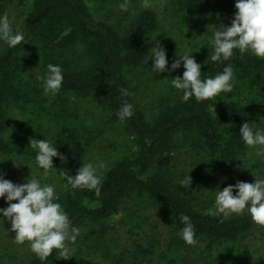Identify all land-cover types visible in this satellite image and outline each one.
I'll list each match as a JSON object with an SVG mask.
<instances>
[{"label": "trees", "instance_id": "trees-1", "mask_svg": "<svg viewBox=\"0 0 264 264\" xmlns=\"http://www.w3.org/2000/svg\"><path fill=\"white\" fill-rule=\"evenodd\" d=\"M100 1V5L122 2ZM94 2L0 0V14L9 15L12 4L19 7L18 26L11 28L25 35L13 48L0 41V157L22 158L32 168H38L30 139H47L57 147L58 156L52 159L54 169L49 171L64 185L57 202L82 233L71 242L84 248H78L77 260L71 263L178 264L182 260L181 264H264V246L257 250L261 259H254L256 252L250 249L249 239L256 228L247 212L208 215L205 210L209 207L201 203L206 188L221 171L240 173L238 167L251 150L240 138L241 125L247 122L254 131L264 129V58L234 50L226 61L205 63L212 51L207 41V54L197 62L201 64V78L214 76L231 64L232 90L208 100L182 101V91L172 87L161 98L159 112L148 118L135 99V87L128 75L149 63L152 42L160 27L159 15L150 8L133 15L136 0H129L128 10L120 12L121 19L131 18L128 26H114L96 16ZM235 2L170 0L168 9L185 19L215 15L219 20L215 29H219L221 24L230 26ZM49 63L60 65L63 74L53 98L43 93L42 82L37 79ZM170 66H166L169 70L164 75L173 78L177 69L170 70ZM150 69L153 74H161ZM120 88H126L131 95L122 96ZM68 96L99 98L114 112L112 120L119 121L131 136L117 159L103 171L99 196L93 190L73 189L66 179L68 175L75 176L85 163L94 135L86 134L75 123L60 124L54 132L45 128L52 122L53 112L45 106L69 103ZM125 100L133 105L134 114L121 121L117 112ZM59 155L65 160L61 161ZM187 175L190 185L181 186L179 181ZM148 207L168 220L169 245L163 247L160 240L146 233L152 228L135 231L136 224L129 225V231L143 236L146 242L136 238L131 246L120 247L119 243L115 246L118 250L107 244L113 243L107 237L111 222L125 216L129 224L134 219L135 223L146 222L138 211ZM180 214L190 217L196 245L186 244L179 237L183 227ZM260 230L264 236V225ZM60 257V250L53 249L43 261L31 253L21 264H56Z\"/></svg>", "mask_w": 264, "mask_h": 264}, {"label": "clouds", "instance_id": "clouds-1", "mask_svg": "<svg viewBox=\"0 0 264 264\" xmlns=\"http://www.w3.org/2000/svg\"><path fill=\"white\" fill-rule=\"evenodd\" d=\"M142 8L152 6L151 0H140ZM236 9L230 26L221 24L219 29L213 28L208 37L211 46L209 60L213 62L226 61L233 56L234 50L243 54L250 52L257 58H264V0H236ZM121 11H127L129 0H122L118 4ZM25 39L21 31H13L6 13L0 14V41L13 48ZM178 54L170 66V70L180 68L183 62L182 76L171 79V87L181 90L182 101L195 98L197 101L208 100L221 92H230L234 82L233 66L228 64L214 76L201 78V64L197 63L187 50ZM152 68L158 73L168 71L166 68V50L160 42L151 48ZM40 80L45 95H55L62 84L63 74L60 65L49 63ZM122 96L131 95L126 88L119 89ZM133 105L126 100L122 102L117 116L121 121L133 116ZM243 143L252 149L256 156L264 158V134L253 129L250 123H243L239 129ZM30 149L35 151V165L42 169L41 176L46 178L52 166L53 157L58 156L57 147L47 139L32 138L29 141ZM61 161L65 160L59 155ZM15 163V162H14ZM106 169L104 161L85 162L75 176L66 177L73 189L93 190L96 196L100 195L102 172ZM63 175V172H61ZM191 179L187 175L179 181L181 186L190 185ZM55 186L41 183L40 180L30 177L26 183L14 184L0 174V198H3L7 207L0 208V217L10 220V231L14 233L13 241L16 244L28 243L32 253L41 261L45 260L53 251L60 250V256L71 257V249L66 241H75L80 229L71 224L67 212L57 202ZM218 189V190H217ZM214 192L212 208L205 210V214L227 216L239 214L245 209L253 222L264 225V178L255 176L254 182L237 181L234 185H227L223 189L217 188ZM235 190V195L233 194ZM15 201V203H13ZM179 219L183 227L179 230V237L189 245L198 243L195 239L194 226L186 214H180Z\"/></svg>", "mask_w": 264, "mask_h": 264}, {"label": "rangeland", "instance_id": "rangeland-1", "mask_svg": "<svg viewBox=\"0 0 264 264\" xmlns=\"http://www.w3.org/2000/svg\"><path fill=\"white\" fill-rule=\"evenodd\" d=\"M100 3V0H95L94 2L96 4V10L94 12L98 18L105 19L114 26H128L131 18L121 19V10L118 8L120 2L103 3L102 5ZM151 3L152 6L149 8L156 11L160 19V27L154 36L152 48L156 46L157 41L160 42L161 46L166 50V66L171 65L178 59L177 53H183L186 50L185 45H187V50L190 53L193 52L191 55L196 62L198 60H204V55L207 54V52L204 53V50L207 48L206 42L208 41L209 34L219 23L217 16L194 15L189 17V19H185L184 16L172 15L170 13L171 11L168 9L170 8V0H151ZM132 9L135 11L133 15L142 9L140 0H136V5ZM19 11L20 9L16 4L11 5L10 14L8 15L11 27L18 26L16 16H18ZM149 63H145L135 71H131L128 78L131 82L130 84L135 87L134 95L136 101L144 107L148 118H151L159 112L161 98L170 92L172 88L170 84L172 77L164 75V72H161L159 76L153 74L150 69L153 63L152 58H150ZM183 71V62H181V66L176 70L174 77L182 76ZM48 96V98H53L54 95L49 94ZM68 98L69 103H65L62 106H57L58 103L45 106L48 112H54V114L51 112L50 116L52 122H48L45 128H50L54 132L63 123L81 125L86 134L94 135L95 137L90 144L91 146L88 147V155L85 162H95L99 159L105 162L107 169L117 159L120 152L123 151V147L128 144V141H131V136L127 134L125 128L119 121L115 123L112 120L114 112L108 110L102 101H99V98L96 100L84 99L77 96H68ZM72 114L76 118H72L70 116ZM261 132L264 134V129ZM253 162L256 164L252 165ZM238 169L240 171L238 174L237 172L228 174V172L221 171L215 180L211 182L210 187L206 188L201 203L204 202L207 207L212 208L214 204V192L217 188L223 189L227 185H234L237 181L252 183L254 182L255 176L257 178H264V158L256 156L251 149L249 154L244 157ZM42 171L39 168H32L22 158L0 157V174L5 179L10 180L14 184H18L26 183L30 177H34L40 180L42 184H53L55 186L56 196H61L64 191V185L58 176L49 172L48 177L42 178ZM5 207H7V204L3 198H0V208ZM138 212L139 217L145 216L146 222H140L139 224L135 223L134 219L129 224L128 221L130 219H127V216L114 220L111 222L112 228L107 235L108 238L113 240V243L106 240L107 244L115 250H118L115 247L116 245L121 243L120 247L131 246L133 240L136 238L139 239L140 243L146 242V238H143V236L137 237V234L135 235L129 231V225L136 224L137 228L135 231H145L152 228V230L146 231V233L160 240L163 247L169 245L171 227L168 220L151 207L146 208V210H139ZM243 212H247V209L241 213ZM143 224L146 226H143ZM114 225L116 226L115 230ZM254 226L256 229L249 239L252 242L250 249L256 252L253 255L254 259H261L262 254H258L257 250L264 246V236L261 235L260 230L262 225L254 222ZM10 227V220H5L0 217V264H21L31 256L32 252L27 242L24 244L14 243V233L10 231ZM80 234L82 233L80 232ZM67 246L71 249V257L67 259L60 257L56 261V264H74L71 262L74 259L77 260L76 253L78 252V248L82 246L77 242H70ZM181 261L178 264H181ZM262 261L264 263V258H262ZM81 262L87 263V260H81Z\"/></svg>", "mask_w": 264, "mask_h": 264}]
</instances>
